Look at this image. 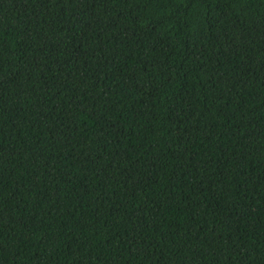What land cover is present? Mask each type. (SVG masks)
Wrapping results in <instances>:
<instances>
[{
  "label": "trees",
  "instance_id": "trees-1",
  "mask_svg": "<svg viewBox=\"0 0 264 264\" xmlns=\"http://www.w3.org/2000/svg\"><path fill=\"white\" fill-rule=\"evenodd\" d=\"M0 264H264V0H0Z\"/></svg>",
  "mask_w": 264,
  "mask_h": 264
}]
</instances>
